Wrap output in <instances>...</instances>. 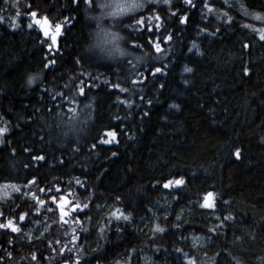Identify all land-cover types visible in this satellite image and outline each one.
I'll list each match as a JSON object with an SVG mask.
<instances>
[{
	"label": "trees",
	"instance_id": "16d2710c",
	"mask_svg": "<svg viewBox=\"0 0 264 264\" xmlns=\"http://www.w3.org/2000/svg\"><path fill=\"white\" fill-rule=\"evenodd\" d=\"M99 4L28 0L10 8L23 17L0 16V184L18 185L0 225L19 229L0 228V264H137L141 251L154 264H264V40L250 17L264 0H146L114 19ZM105 27L115 51L150 58L109 62L95 43Z\"/></svg>",
	"mask_w": 264,
	"mask_h": 264
},
{
	"label": "rangeland",
	"instance_id": "374dc122",
	"mask_svg": "<svg viewBox=\"0 0 264 264\" xmlns=\"http://www.w3.org/2000/svg\"><path fill=\"white\" fill-rule=\"evenodd\" d=\"M7 2H6V4L3 6V8H0V16L2 15V13L6 10V8H7V10H9V11H5L6 12V14H7V17H11V18H16V17H19V18H21V17H23L24 16V13H23V10H16L14 13H13V15H11V13H10V8H11V6H20V7H22V6H26L27 4H28V0H6ZM150 1V0H149ZM116 2V0H104V4H109V3H115ZM123 2L124 3H134V4H141V3H143L144 2V0H123ZM112 9H110V8H105V9H103V11H105V13H106V15L107 16H109L108 15V12H110ZM137 10V9H136ZM102 11V10H101ZM132 12H134V11H129L128 13H125V14H122V15H120L119 17H121V16H123V18L126 16V15H128L129 13H132ZM19 14V15H18ZM105 15V16H106ZM28 16H29V14H28ZM264 17V16H262V15H260V14H258V13H255V12H252L251 14H250V17H252V19H253V23H254V26L256 27V28H258V30H259V33L261 34L262 32H264V19H257V17ZM26 17V16H25ZM42 17H44V16H42ZM41 17V18H42ZM109 17H111V16H109ZM118 17V18H119ZM1 18V17H0ZM31 18V17H30ZM32 18H34L33 16H32ZM111 18H116V17H111ZM113 19H111V20H113ZM120 19V18H119ZM1 20V19H0ZM108 30H110V28L109 27H105L104 28V31H107V32H109ZM96 36H97V34H96ZM95 43H96V45H98L99 47H100V49H101V45H102V42H100V40H99V37L97 36L96 37V40H95ZM107 43H108V45H105L106 46V49H107V51H110V54L111 55H113V53L115 52V50L113 49V47H112V44H111V38L109 37L108 39H107ZM88 49V48H87ZM112 57V56H111ZM37 71V70H36ZM0 128H6L5 126H4V124H0ZM4 134V133H3ZM3 134L2 135H0V143H1V141H2V136H3ZM4 183H1L0 184V198H2L3 200L4 199H6V197H11L12 195L10 194V193H14L15 192V190L18 188V185L17 184H15V183H6V184H4ZM3 196V197H2ZM208 199H209V197H208ZM206 200L205 201V203H207V204H212L213 202H211V200L209 201V200ZM60 204V203H59ZM164 204V203H163ZM163 204H161V207H158V210H157V214L158 215H161V214H163V213H165V209L167 208V206L166 205H163ZM99 206L101 207L102 205L101 204H98L97 205V209H99ZM108 206V205H107ZM106 206V207H107ZM206 206V205H205ZM62 207L65 209L66 208V206L65 205H62ZM59 208H61V206H59ZM68 208V207H67ZM206 208H207V206H206ZM205 211H207L206 209H205ZM101 212H104V209L101 211ZM205 214H209V213H206L205 212ZM192 216V215H194V210L193 209H189L188 210V212H187V214L185 215H183V216H180V217H183V218H185V217H189V216ZM207 219V218H206ZM207 221H209V219H207ZM100 237L101 236H99V237H95L94 239H92V240H88L87 241V245H88V247H90V248H93V247H95V245H97V243H99L100 242ZM188 237H189V239H188V244L190 245V247L191 248H194V249H199L201 246H203L204 244H205V239H204V237L203 236H200L199 235V233H190L189 235H188ZM147 258V259H146ZM155 263V259H154V257H153V255L152 254H150V252H148V251H141V253H140V261L139 262H137V264H154Z\"/></svg>",
	"mask_w": 264,
	"mask_h": 264
},
{
	"label": "snow or ice",
	"instance_id": "6c2138e0",
	"mask_svg": "<svg viewBox=\"0 0 264 264\" xmlns=\"http://www.w3.org/2000/svg\"><path fill=\"white\" fill-rule=\"evenodd\" d=\"M225 2H227V0H225ZM165 3H167V0H165ZM185 3H188V4H191V0H185ZM100 8H110L112 9L110 12H108V15L111 16V17H117V16H120L122 14H125V13H128L129 11H136V9H142L144 8V5L143 4H134V3H124L123 0H116L115 3H109V4H99L98 5ZM207 6V5H206ZM209 12L212 11L211 8L208 9ZM19 15V14H18ZM33 17H35V13H32L31 14ZM2 19V18H0ZM159 19V17H157V20ZM257 19H264V17H257ZM185 22V18H181V23H184ZM35 23L37 25H40L41 28H42V31L44 33V35L47 37L50 35L49 33V30L48 28L46 27V21H44L43 23L41 21H35ZM12 27L16 28V27H19V25L17 24H13ZM28 27H32V24H29ZM157 27L159 28V25H157ZM151 29H149L150 31ZM101 32H103V36H100L99 33H98V37H99V40L100 42H105L109 37L112 39V40H115L117 39V34L116 33H110V32H107V31H104L103 29H101ZM60 34V25H56V30H55V33L54 34H51V44L49 45V49L51 50L53 46H56L57 45V36ZM171 37H168L167 39H170ZM260 39L261 40H264V32L261 33V36H260ZM156 52H160L161 51V48H160V45L159 43H156L153 45ZM193 47H195V45H193ZM246 47V46H245ZM55 64V60H49L48 63H46L44 65L45 68H48L50 65H53ZM161 69L157 68L155 69V72H160ZM185 71L186 72H191L192 69L190 68H185ZM245 72H247V69H245ZM155 74V73H153ZM39 77H36V76H30L29 79H28V83L29 84H32L35 82L36 79H38ZM135 83V81L133 82ZM116 87H119V85H116ZM121 91H126V89H120ZM83 91L84 89L81 88L80 89V93L83 94ZM7 129L6 128H0V135H2L4 132H6ZM106 135H108L110 137L109 140L107 141H104L102 140L101 142L102 143H111L113 140H115L116 138V133L115 131H112V132H108L106 133ZM93 147H95V145H93ZM235 155L236 157L239 159L240 158V150L237 149L236 152H235ZM36 159L38 160H43L44 157H37ZM77 183H80L79 181H77ZM184 183V180L183 179H178V180H175V181H169L168 183L164 184V187L165 188H169L171 187L173 184L175 185H182ZM211 193L208 194V197H211ZM208 197H206L205 199L207 200ZM41 203H43V201H41ZM207 207H211L210 204H206ZM84 207H87V205H85ZM77 208H79V206L77 205ZM114 218L116 220H119V219H123V220H128L129 217L128 216H124V215H115ZM25 217L22 215L20 217V220H24ZM225 219H231V217H226ZM111 222V221H110ZM0 228H11L13 232H16V231H19L18 228H16L13 223L11 221L8 222L7 225H0ZM104 229H101V233H103ZM156 231H159V232H162L164 231V229L162 228H159L157 227L156 228ZM33 259H35V257H33ZM147 259V258H146ZM189 264H194V262L190 261Z\"/></svg>",
	"mask_w": 264,
	"mask_h": 264
},
{
	"label": "clouds",
	"instance_id": "9594fccd",
	"mask_svg": "<svg viewBox=\"0 0 264 264\" xmlns=\"http://www.w3.org/2000/svg\"><path fill=\"white\" fill-rule=\"evenodd\" d=\"M145 3H146V0H144L143 4L144 7H145ZM139 10V8L137 9ZM150 53H133L131 57H129L123 50L122 47H117V50L113 53V56L115 57V59H109L108 61L109 62H119V61H122V60H128V59H132L133 61L135 62H138V63H143L145 61H147L149 58H150ZM147 57V59H146Z\"/></svg>",
	"mask_w": 264,
	"mask_h": 264
},
{
	"label": "flooded vegetation",
	"instance_id": "af4514ba",
	"mask_svg": "<svg viewBox=\"0 0 264 264\" xmlns=\"http://www.w3.org/2000/svg\"><path fill=\"white\" fill-rule=\"evenodd\" d=\"M4 5H1L0 8H2ZM53 32V31H52Z\"/></svg>",
	"mask_w": 264,
	"mask_h": 264
}]
</instances>
